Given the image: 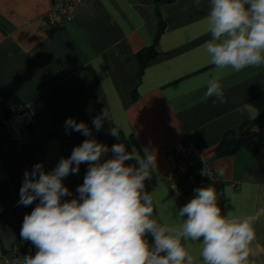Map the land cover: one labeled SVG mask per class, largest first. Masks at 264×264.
Returning <instances> with one entry per match:
<instances>
[{"label":"crops","instance_id":"crops-1","mask_svg":"<svg viewBox=\"0 0 264 264\" xmlns=\"http://www.w3.org/2000/svg\"><path fill=\"white\" fill-rule=\"evenodd\" d=\"M209 3L78 0L70 20L50 23V0H0V110L25 107L32 118L24 144L16 145L0 112V252L21 239L23 218L38 203L18 204L25 171L41 162L52 171L88 138L106 145L115 127L127 151L155 156L145 190L154 192V211L162 222H172L196 194L189 174L173 184L165 177L172 155L164 147L186 134L189 150L213 167L217 179L205 187L216 189L222 214L254 217L249 264H264V150L214 152L224 133L252 119L246 104L256 116L263 114L264 127V66L227 70L221 80L224 101L205 98L206 81L216 71L202 48L210 38L203 23ZM153 42L157 54L140 68L136 54ZM103 112L109 120L96 131L92 120ZM69 117L85 122L91 137L66 133ZM126 164L139 166L135 160ZM73 176L64 179L73 194L66 200L78 195L81 185ZM147 239L152 242L150 235ZM199 251V244H192L194 257Z\"/></svg>","mask_w":264,"mask_h":264},{"label":"clouds","instance_id":"clouds-1","mask_svg":"<svg viewBox=\"0 0 264 264\" xmlns=\"http://www.w3.org/2000/svg\"><path fill=\"white\" fill-rule=\"evenodd\" d=\"M203 23L210 38L202 48L216 70L206 81L205 98L223 102L221 80L227 70L264 66V0H210ZM245 110L253 119L258 114L247 104ZM105 120L106 112L93 118L96 131ZM64 126L68 134L91 137L83 121L69 117ZM110 134L119 139L115 127ZM109 151L112 156L105 158ZM129 160L139 166L126 164ZM82 163L89 167L78 195L66 200L73 194L64 179L79 173ZM155 168L149 152H129L124 143L109 149L88 138L52 171L42 162L26 170L18 204L38 203L24 216L20 237L37 251L21 264H249L254 217L222 214L216 189L207 186L194 189L172 222H162L154 211V192L145 190ZM194 243L200 246L198 257L190 252Z\"/></svg>","mask_w":264,"mask_h":264},{"label":"built area","instance_id":"built-area-1","mask_svg":"<svg viewBox=\"0 0 264 264\" xmlns=\"http://www.w3.org/2000/svg\"><path fill=\"white\" fill-rule=\"evenodd\" d=\"M78 0H50L51 10L47 21L52 23L57 18L70 20ZM32 125V118L25 107L15 110L3 123L10 138L16 145H22ZM190 139L184 134L180 139L164 147V153L172 155L166 159V179L173 184L189 174V181L196 188L205 187L217 179L212 165L201 154L189 150ZM195 171V174H191ZM191 174V175H190ZM37 249L30 241L22 238L13 244L7 253L0 252V264H21L23 257L35 255Z\"/></svg>","mask_w":264,"mask_h":264},{"label":"trees","instance_id":"trees-1","mask_svg":"<svg viewBox=\"0 0 264 264\" xmlns=\"http://www.w3.org/2000/svg\"><path fill=\"white\" fill-rule=\"evenodd\" d=\"M162 27V22L160 21L156 38L161 33ZM154 44L155 42H153V44L149 47L140 50L136 54V59L140 65V68H142L148 60L157 54ZM0 112L5 115L1 121L3 125L4 121L12 113L6 112L3 108H1ZM116 143H121V135L119 136V139H117V137L112 136L109 132L106 137V146L111 149L112 145ZM240 148H246L252 153H256L259 150H264L263 114L256 116L254 119L252 118L246 120L224 133L214 152L216 155L220 156L230 155ZM109 154H111V151H109L108 155ZM88 167L89 165L87 163H82L80 165L79 173L74 174V179L78 180L82 184Z\"/></svg>","mask_w":264,"mask_h":264}]
</instances>
